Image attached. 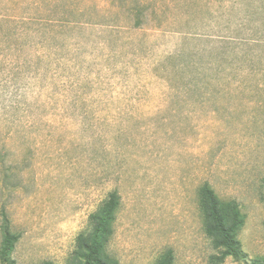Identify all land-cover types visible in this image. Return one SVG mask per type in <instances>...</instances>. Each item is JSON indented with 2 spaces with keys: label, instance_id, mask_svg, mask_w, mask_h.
Instances as JSON below:
<instances>
[{
  "label": "rangeland",
  "instance_id": "rangeland-1",
  "mask_svg": "<svg viewBox=\"0 0 264 264\" xmlns=\"http://www.w3.org/2000/svg\"><path fill=\"white\" fill-rule=\"evenodd\" d=\"M205 183L245 217L242 260L205 232ZM114 191L119 264H264V0H0L15 264H70Z\"/></svg>",
  "mask_w": 264,
  "mask_h": 264
},
{
  "label": "trees",
  "instance_id": "trees-1",
  "mask_svg": "<svg viewBox=\"0 0 264 264\" xmlns=\"http://www.w3.org/2000/svg\"><path fill=\"white\" fill-rule=\"evenodd\" d=\"M4 172V180L6 179ZM200 204L203 223L207 236L216 249L221 250V260L232 257L242 260L244 253L237 232L244 225L245 217L234 201L220 200L209 183L200 188ZM121 197L117 191L90 215L89 232L82 233L76 241V249L70 264H119L107 252V245L114 234V224L120 208ZM1 244L0 261L2 264H15L12 252L20 240V235L12 230V223L5 208L0 211ZM45 264H53L48 261ZM157 264H175L173 252L164 254Z\"/></svg>",
  "mask_w": 264,
  "mask_h": 264
}]
</instances>
